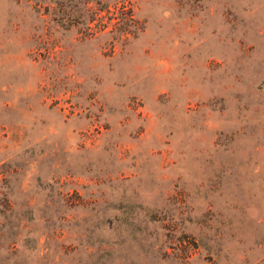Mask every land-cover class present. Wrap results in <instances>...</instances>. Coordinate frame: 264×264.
I'll return each mask as SVG.
<instances>
[{"label":"rangeland","instance_id":"1","mask_svg":"<svg viewBox=\"0 0 264 264\" xmlns=\"http://www.w3.org/2000/svg\"><path fill=\"white\" fill-rule=\"evenodd\" d=\"M0 264H264V0H0Z\"/></svg>","mask_w":264,"mask_h":264}]
</instances>
